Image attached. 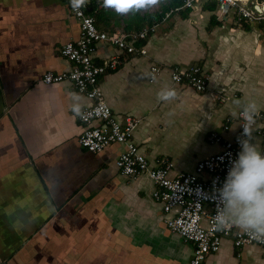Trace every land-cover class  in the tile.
<instances>
[{"label":"crops","instance_id":"crops-1","mask_svg":"<svg viewBox=\"0 0 264 264\" xmlns=\"http://www.w3.org/2000/svg\"><path fill=\"white\" fill-rule=\"evenodd\" d=\"M90 9L104 31L156 26L145 40L147 55L124 54L99 81L116 116L140 120L133 140L151 165L166 160L173 174L193 172L222 149L208 141L210 132L226 139L238 132L240 105L255 101L264 111V19L240 20L234 11L221 15L201 7L187 18L166 14L149 23L144 16L155 9L117 15L102 0H91ZM79 35L67 0H0V260L188 264L193 245L165 224L153 180L146 174L128 178L117 167L125 145L93 153L80 144L84 124L72 111L73 95L82 109L92 101L70 81L42 80L49 70L71 68L60 50ZM114 53L113 46L99 45L97 63ZM155 65L162 69L150 82ZM196 65L209 74L207 90L172 80V67ZM168 90L174 97L161 99ZM227 117L233 120L225 130ZM253 142L262 151L255 130ZM204 264H264L263 249L239 248L226 238Z\"/></svg>","mask_w":264,"mask_h":264},{"label":"built area","instance_id":"built-area-1","mask_svg":"<svg viewBox=\"0 0 264 264\" xmlns=\"http://www.w3.org/2000/svg\"><path fill=\"white\" fill-rule=\"evenodd\" d=\"M195 1L200 0H186L182 8L194 7ZM218 1L221 15L234 11L240 20L264 19V11L258 7L263 3L257 2L254 6H249L250 0ZM67 3L80 27V35L67 41L60 50L61 55L72 65L70 69L60 72L49 70L44 73L42 80L46 84L70 81L92 101L82 109L83 115H80L84 124L79 137L80 144L93 153H100L115 143L125 145V150L116 161L117 167L128 178L135 179L146 174L153 180L154 197L162 204L165 224L173 233L193 245V255L188 264H204L210 254L220 250L226 238H232L234 245L239 248L257 244L263 249L264 257V241L253 239L236 227L217 229L214 221L218 207L215 189L222 186L232 161L241 150L239 139L242 138L244 121L239 118L240 109L234 118L239 124L238 132L231 139L224 138L218 131L210 132L208 141L219 144L222 149L200 160L193 172L173 174V164L166 160L159 161L155 166L151 165L147 155L133 140L140 120L133 116H116L105 99L99 81L102 74L122 64L124 54L147 55V45L141 44V41L146 40L156 26L133 31L123 28L104 31L98 28L95 17L89 12L91 0L77 9H74L72 0H67ZM171 13L172 11L168 12L167 17ZM101 44L111 45L116 49V53L106 57L102 64L96 61ZM161 69L160 66H152L150 82L156 80L155 76ZM170 71L172 80L177 84L190 85L199 91L208 88L209 74L199 65L174 66ZM232 120L233 118H226L227 124L223 125L225 130L229 129L228 123ZM253 129L261 138L264 152V111L260 110ZM0 264L9 263L0 260Z\"/></svg>","mask_w":264,"mask_h":264},{"label":"clouds","instance_id":"clouds-1","mask_svg":"<svg viewBox=\"0 0 264 264\" xmlns=\"http://www.w3.org/2000/svg\"><path fill=\"white\" fill-rule=\"evenodd\" d=\"M106 9L117 15L132 11L151 10L163 3V0H102ZM88 0H72L74 9L84 7ZM175 93L172 90L162 92L161 99L170 100ZM237 104H240L237 101ZM260 107L255 101L240 105L238 113L244 123L241 150L232 161L226 179L221 187L215 189L218 203L214 218L217 229L236 227L251 238L264 241V152L253 142V125L259 116ZM72 111L83 115L80 97L73 95ZM233 115H236L234 113Z\"/></svg>","mask_w":264,"mask_h":264},{"label":"trees","instance_id":"trees-1","mask_svg":"<svg viewBox=\"0 0 264 264\" xmlns=\"http://www.w3.org/2000/svg\"><path fill=\"white\" fill-rule=\"evenodd\" d=\"M261 3L264 2V0H259ZM186 0H163V3L160 4L156 10H154L151 14H145L144 18L149 19V23L154 22H161V20L166 16V14L170 11H172V14H182L184 18H187L190 13L193 11L191 7H185L182 8L185 5ZM219 7V1L218 0H205L202 4V9L204 11H210L212 13H215V11ZM179 8V10H178ZM92 13V10L89 11ZM140 20H145V19ZM96 19V18H95ZM210 23L212 25L217 24L216 15H212L210 19ZM151 25V24H150ZM143 26V25H142ZM261 27H264V22H261ZM146 41H141V44L145 43Z\"/></svg>","mask_w":264,"mask_h":264},{"label":"rangeland","instance_id":"rangeland-1","mask_svg":"<svg viewBox=\"0 0 264 264\" xmlns=\"http://www.w3.org/2000/svg\"><path fill=\"white\" fill-rule=\"evenodd\" d=\"M204 1H205V0H200V1H197V2L195 1V2H194V7H193V8L191 7L192 10H193V11L200 10ZM243 1H246V0H243ZM260 3H261V2H260ZM261 5H262V4H261ZM261 5L258 6L259 9L262 7ZM153 9L156 10L157 7L153 8ZM261 10H262V8H261ZM145 11H146V10H145ZM133 12H134V16H135V17H138V16H137V13L139 14V12H136V11H133ZM139 18L141 19V17H139Z\"/></svg>","mask_w":264,"mask_h":264},{"label":"water","instance_id":"water-1","mask_svg":"<svg viewBox=\"0 0 264 264\" xmlns=\"http://www.w3.org/2000/svg\"><path fill=\"white\" fill-rule=\"evenodd\" d=\"M262 6V9L264 8V3L261 5ZM91 10V9H90ZM264 11V10H263Z\"/></svg>","mask_w":264,"mask_h":264},{"label":"bare ground","instance_id":"bare-ground-1","mask_svg":"<svg viewBox=\"0 0 264 264\" xmlns=\"http://www.w3.org/2000/svg\"><path fill=\"white\" fill-rule=\"evenodd\" d=\"M261 8H262V7H261ZM261 8H260V9H261ZM262 10H264V8H263Z\"/></svg>","mask_w":264,"mask_h":264}]
</instances>
